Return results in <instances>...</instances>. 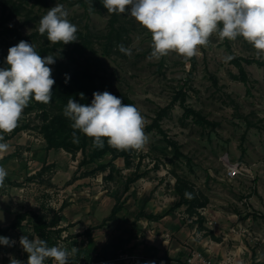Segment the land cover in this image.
<instances>
[{
  "label": "rangeland",
  "instance_id": "1",
  "mask_svg": "<svg viewBox=\"0 0 264 264\" xmlns=\"http://www.w3.org/2000/svg\"><path fill=\"white\" fill-rule=\"evenodd\" d=\"M13 1L22 7L11 18L0 3V68L7 67L8 49L21 41L18 34L56 55L52 70L65 61L63 51H73L98 71L97 92L133 100L149 143L140 152L82 163L80 151L47 147L38 129L40 111L30 101L17 128L3 134L9 147L0 153L8 173L0 188V227L31 210L48 222L49 247L75 246L72 259L100 264H183L195 252L210 264H262L264 66L256 61L264 56L257 58L243 38L213 35L188 61L175 52L157 60L150 56L151 34L127 13L99 12L78 0ZM56 4L77 25V42L53 44L38 33L39 19ZM120 44L131 48V56L118 50ZM235 165L240 173L231 178ZM186 191L194 198H185ZM34 225L25 220L2 235L15 245H0V264H9V254L28 257L19 239L37 238Z\"/></svg>",
  "mask_w": 264,
  "mask_h": 264
},
{
  "label": "clouds",
  "instance_id": "2",
  "mask_svg": "<svg viewBox=\"0 0 264 264\" xmlns=\"http://www.w3.org/2000/svg\"><path fill=\"white\" fill-rule=\"evenodd\" d=\"M108 14H129L151 34V58L159 60L170 52L185 61L200 54L210 38L235 41L243 38L252 45L257 58L264 56V0H101ZM91 6L89 11H92ZM68 11L56 4L39 19L38 33L46 34L53 44L67 45L78 41V27L68 19ZM118 50L131 56L130 47L123 44ZM230 60L232 57H227ZM56 55L41 56L32 43L21 40L8 49L7 67L0 68V153L9 145L4 135L17 128L24 109L33 99L48 104L52 102L55 80L52 68ZM66 75L65 83L68 82ZM81 100L84 94H80ZM64 116L72 123V142L79 143L77 131L93 141L94 148L107 144L119 151H142L149 143L145 132L146 120L139 109L108 91L94 92L90 104L70 98L64 108ZM7 170L0 166V188L4 187ZM185 198H194L185 192ZM19 244L28 254L26 264H69L78 252L73 246L49 247L40 238L29 239L23 235ZM0 245L13 247L15 241L0 236ZM9 264H25L9 254ZM154 264V262H149ZM163 264V262H161Z\"/></svg>",
  "mask_w": 264,
  "mask_h": 264
},
{
  "label": "trees",
  "instance_id": "3",
  "mask_svg": "<svg viewBox=\"0 0 264 264\" xmlns=\"http://www.w3.org/2000/svg\"><path fill=\"white\" fill-rule=\"evenodd\" d=\"M41 1L47 5L48 1L50 0ZM90 2L97 8V11L99 12H103V10L106 9L101 3V0H78V3L85 7ZM0 3H2L5 9L10 11L8 16L9 18L21 14L22 5L16 3L15 1L0 0ZM113 23V20H111L110 25L112 30L114 29ZM8 32L16 34V32L12 31L11 29H9ZM120 34L121 33L118 31V35L116 37L118 38ZM18 39L24 40V38H21L20 34H18ZM35 49L38 53H40L41 56H47V53L49 52L48 49L43 47H35ZM63 54L65 61L60 62V64H58V66L52 70V78L55 80L52 91V102L44 104L36 102L33 99L35 106H37L40 111L39 117L41 118V124L38 129L47 142V147L49 149L60 148L71 154H75L76 152L80 151L83 154L82 163L92 162L98 158H101L107 153H111L113 155L118 153L119 155H126L128 151H122L120 153L119 150L110 147L106 140L102 149L94 148L93 141L79 131L76 133L79 137V143L72 142L73 129L70 127L72 122L64 116V108L66 107L67 101L70 98L76 100L79 103L90 104L93 99V93L97 92L98 90L96 79L98 78L99 74L97 70L92 68V65H86V62H80V58L76 57L73 51L65 50L63 51ZM256 62L259 65L264 66V62ZM238 65L240 66L242 75L241 77L243 81H246V74L244 73L240 63H238ZM66 75L69 78L67 83H65ZM81 93L84 94V99L82 100L80 98ZM111 94L121 98L123 103L134 105L133 100L124 93L113 91ZM187 111L190 112L197 119V121L203 120L200 114H198L196 111ZM88 146L90 147V152L87 150ZM25 220L34 221L35 225L33 230L35 234L39 238L46 240L45 230L49 227L48 222L43 219L42 216L31 210L17 213L13 222L8 227H0V236L7 234L12 229L20 228L22 226V222Z\"/></svg>",
  "mask_w": 264,
  "mask_h": 264
},
{
  "label": "built area",
  "instance_id": "4",
  "mask_svg": "<svg viewBox=\"0 0 264 264\" xmlns=\"http://www.w3.org/2000/svg\"><path fill=\"white\" fill-rule=\"evenodd\" d=\"M240 169L241 167L239 165H235L233 167V169L231 171L228 172V175L231 177V178H234L236 176L239 175L240 173ZM27 258L25 257H22L20 260L25 262H27ZM19 260V259H18ZM101 262H95V261H88V260H75V259H72L70 258L69 260V264H100ZM45 264H53V262L51 261V259H47L45 261ZM183 264H210V260L206 259L202 253H197L195 252V254H192L190 257H188L184 262ZM264 264V262H263Z\"/></svg>",
  "mask_w": 264,
  "mask_h": 264
},
{
  "label": "crops",
  "instance_id": "5",
  "mask_svg": "<svg viewBox=\"0 0 264 264\" xmlns=\"http://www.w3.org/2000/svg\"><path fill=\"white\" fill-rule=\"evenodd\" d=\"M210 252H211V250H210ZM230 252H231V251H230ZM211 253H212V252H211ZM229 258H230V256H229ZM231 259H232V258H231ZM236 259H237V258H235V260H236ZM236 262H237V261H235V263H236ZM235 263H234V264H235ZM237 263H238V262H237ZM219 264H228V263H227V262H223V263L221 262V263H219ZM229 264H231V263H229ZM262 264H263V263H262Z\"/></svg>",
  "mask_w": 264,
  "mask_h": 264
}]
</instances>
